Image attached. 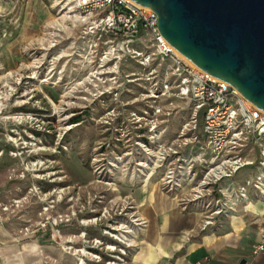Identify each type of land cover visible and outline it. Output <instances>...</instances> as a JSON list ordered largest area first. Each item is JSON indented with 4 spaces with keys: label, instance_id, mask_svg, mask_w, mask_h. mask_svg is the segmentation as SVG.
<instances>
[{
    "label": "rangeland",
    "instance_id": "1",
    "mask_svg": "<svg viewBox=\"0 0 264 264\" xmlns=\"http://www.w3.org/2000/svg\"><path fill=\"white\" fill-rule=\"evenodd\" d=\"M56 16L50 0H0V78L9 72L21 80L11 100L19 105L16 111L32 114L14 128L27 141L25 151L13 156L18 160L5 156L0 162V264H131L144 225L137 203L152 186L163 189L174 159L160 167L158 151L174 143L191 118L192 103L173 92L144 96L143 70L123 60L120 45L111 73L116 79L91 84L98 56L76 29L52 36ZM78 115L83 120L72 124ZM193 154L183 150L180 173L186 174L187 161L196 174L187 180L190 187L175 191L180 205L190 201L192 186L215 160L199 143ZM256 173L264 176L259 163L218 188L234 191ZM88 250L101 257L93 259Z\"/></svg>",
    "mask_w": 264,
    "mask_h": 264
},
{
    "label": "built area",
    "instance_id": "2",
    "mask_svg": "<svg viewBox=\"0 0 264 264\" xmlns=\"http://www.w3.org/2000/svg\"><path fill=\"white\" fill-rule=\"evenodd\" d=\"M50 1L55 3L57 16L49 33L55 36L58 31L76 29L87 49L98 56L97 67L90 73L91 84L100 87L115 80L117 76L111 75L112 68L117 66L122 55L123 60L137 63L142 68L147 83L144 96L159 99L173 92L174 98L192 103L190 120L183 125L172 145L160 147L158 161L162 167L168 158L174 159L163 179V189L174 193L196 174L194 165L186 160V174L180 173L184 163L183 150L189 148L194 155L193 149L198 143L202 150L209 148L215 160L207 163L202 178L191 188L192 198L187 202L183 200V204L187 208L188 202L194 203L207 215L204 227L212 224L216 216L230 208V192L218 188L219 183L256 163L264 166V111L249 102L229 82L201 70L179 53L161 34L158 15L150 7L132 0ZM143 37L144 44L140 46ZM7 75L0 78V107L18 94L16 85L21 83V80ZM23 101L21 105L27 103ZM160 111L161 108L157 107L156 112ZM30 116L31 113L20 110L0 115V118L20 123ZM151 130L156 132V125ZM15 131L11 129L6 140L14 145L22 144L20 149L10 151L12 156L18 157L25 151L27 141H21ZM155 137L158 135H153ZM251 148L257 152V159L248 157L247 150ZM3 153L0 149V157ZM251 190L264 195V176L260 174L248 179L235 189L234 201L246 205ZM126 230L123 232L128 233ZM95 241L99 242L98 239ZM251 250L254 255L264 251V234ZM87 253L93 259L101 257L98 251L88 250Z\"/></svg>",
    "mask_w": 264,
    "mask_h": 264
},
{
    "label": "crops",
    "instance_id": "3",
    "mask_svg": "<svg viewBox=\"0 0 264 264\" xmlns=\"http://www.w3.org/2000/svg\"><path fill=\"white\" fill-rule=\"evenodd\" d=\"M18 106L16 100H7L0 107V115L19 110ZM19 126L12 119L0 118V149L5 153L0 162L5 156L18 160L10 155L16 146L7 142L6 133ZM247 155L258 158L252 148ZM188 186L187 183L182 189ZM229 192L233 209L204 227L207 215L199 209L187 210L188 206L196 209L194 203H187L186 208L180 205L179 192L152 186L137 203L144 225L137 231L131 264H264V251L254 255L251 250L264 231V195L251 190L248 203L241 205L234 201V191ZM3 253L2 248L0 254Z\"/></svg>",
    "mask_w": 264,
    "mask_h": 264
},
{
    "label": "water",
    "instance_id": "4",
    "mask_svg": "<svg viewBox=\"0 0 264 264\" xmlns=\"http://www.w3.org/2000/svg\"><path fill=\"white\" fill-rule=\"evenodd\" d=\"M132 1L157 13L179 53L264 111V0Z\"/></svg>",
    "mask_w": 264,
    "mask_h": 264
},
{
    "label": "trees",
    "instance_id": "5",
    "mask_svg": "<svg viewBox=\"0 0 264 264\" xmlns=\"http://www.w3.org/2000/svg\"><path fill=\"white\" fill-rule=\"evenodd\" d=\"M82 120H83L82 117L80 115H78V116L72 118L71 123L72 124L79 123Z\"/></svg>",
    "mask_w": 264,
    "mask_h": 264
}]
</instances>
